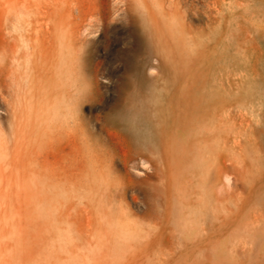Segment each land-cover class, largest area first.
Segmentation results:
<instances>
[{
    "label": "rangeland",
    "instance_id": "374dc122",
    "mask_svg": "<svg viewBox=\"0 0 264 264\" xmlns=\"http://www.w3.org/2000/svg\"><path fill=\"white\" fill-rule=\"evenodd\" d=\"M115 108L150 160L112 200L62 135ZM0 264H264V0H0Z\"/></svg>",
    "mask_w": 264,
    "mask_h": 264
},
{
    "label": "bare ground",
    "instance_id": "6f19581e",
    "mask_svg": "<svg viewBox=\"0 0 264 264\" xmlns=\"http://www.w3.org/2000/svg\"><path fill=\"white\" fill-rule=\"evenodd\" d=\"M174 114H175V111H172V110L169 111V119L171 118L172 126L168 125L166 128H163V129L161 128L159 130L160 147L157 153H158L159 158L162 161L167 160L170 147L178 140L181 134L180 126L178 125V123L176 124L174 123L175 122V118L173 116ZM205 116H207V114H205ZM70 117L71 118L69 119L71 121L63 125L64 133L62 135V137L65 139L67 143L66 145L67 148L64 153V159H63V168L66 172V177H68L69 179L74 177L75 180L80 185L82 183L86 184L87 180L86 179L84 181L82 180L83 178H82V171H81L83 167L84 158L82 157L83 154H82V149H81L80 144L82 141H84L87 144L86 145L88 149L87 158L91 164L92 171L96 172L97 173L96 175L101 176L103 178L105 189L109 191L108 198H111L112 200H114L117 195L123 194L124 188H126L129 184H131L129 172L127 171L117 172V170H115L112 167V165L114 164L115 158H118L122 162V165L124 169L126 170L127 166L136 159H142L143 161H149L150 160L149 155L146 152L142 151L140 148L136 147L135 143L137 141V133L133 130V128H130L128 124L124 122L123 120L124 110L121 108H115L113 110H110L109 112L104 114L102 117L103 123L100 125L98 129L100 130V132L104 133L105 138L107 139L106 145L103 143L100 144L97 141L90 142L96 135V130L95 131L89 130L86 124L87 121L84 120L82 117L80 119L78 118V120H76L72 115ZM146 119L148 120V118ZM133 198L134 197H132V199ZM196 209L197 208H195V210ZM168 252L169 251H167V253ZM85 255H87V252Z\"/></svg>",
    "mask_w": 264,
    "mask_h": 264
}]
</instances>
